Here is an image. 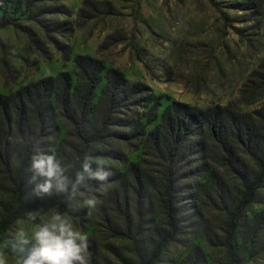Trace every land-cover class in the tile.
I'll return each instance as SVG.
<instances>
[{
  "label": "rangeland",
  "instance_id": "obj_1",
  "mask_svg": "<svg viewBox=\"0 0 264 264\" xmlns=\"http://www.w3.org/2000/svg\"><path fill=\"white\" fill-rule=\"evenodd\" d=\"M14 2L0 11V19H12L11 24L0 26V94L59 71H66L71 84L79 86L73 62L76 55L95 58L104 67L91 103L108 68L120 71L127 82L149 89L128 96L114 112L126 125L111 118L104 138L90 143L83 153L91 157L93 170L96 159H103L108 178L88 180L89 188H81L83 195L75 200L63 196L64 211L56 207L33 211L36 223L62 213L74 231L94 241L99 262L120 264L116 256L131 255V244L112 231V226H122L112 207L120 185L126 180L130 183L129 163L145 171L149 185L145 188L149 206L139 213L138 236L149 240L152 227L163 222L159 206L163 161L153 156L142 135H121L128 131L130 121H138L147 131L159 121L162 110L176 101L200 109L219 105L264 133V0H35L29 7ZM148 93L152 95L149 100ZM153 98L157 99L155 109ZM151 115L154 120L148 122ZM70 129L55 111L51 126L38 134L32 151V155L54 152L67 169L65 175L71 167L67 156L72 143H77ZM205 140L201 162L186 147L184 156L173 165L180 210L177 231L154 264H264V220L251 234L255 216L264 211V179L254 199L239 213L232 254L228 255L218 240L228 226L226 209L209 192L208 172L218 173L229 191L228 199L238 196L241 187L235 173L216 163L217 154ZM187 143L184 138L181 147ZM237 150L245 166L253 167L248 150L243 145ZM29 166L23 182L27 197H33ZM7 185L0 176L3 200L8 199ZM129 196L133 197L130 192ZM88 198L97 201L90 214L83 203ZM105 215L111 217L105 219ZM129 215L134 221V210ZM19 228L28 238L35 231L34 224L19 218L0 235V253L7 264H18L22 251L32 249L34 242L20 244L14 239Z\"/></svg>",
  "mask_w": 264,
  "mask_h": 264
},
{
  "label": "trees",
  "instance_id": "obj_2",
  "mask_svg": "<svg viewBox=\"0 0 264 264\" xmlns=\"http://www.w3.org/2000/svg\"><path fill=\"white\" fill-rule=\"evenodd\" d=\"M16 1L29 7L35 0ZM7 3L15 2L0 0V11ZM0 20V26L12 23V19ZM73 62L81 80L79 86L71 84L70 75L66 71H59L54 76L41 77L19 86L6 95L0 94V176L8 183L5 187L8 199L0 198V235L15 220L26 218V212L47 210L51 207H56L60 211L65 210L64 195H57L53 190L52 195L43 198L27 197L23 182L35 140L44 128L51 126L55 111L66 119L71 126L72 136L77 141L72 143L71 155L67 156L71 163L67 176L74 180L75 172L82 170L84 151L90 143L104 138L111 118L116 120L118 125L127 122L114 115V112L124 105L123 102L128 96L143 90L149 91L140 83L127 82L117 69L108 68L104 70L98 96L95 102L91 103L104 67L99 60L87 55H76ZM148 94L147 100L152 97L150 93ZM153 99L155 109L157 99ZM152 118L153 115L148 116V122L154 120ZM129 124L128 131H122L121 135L126 137L142 135L144 140L148 141L153 156L163 161L159 171L161 189L159 206L163 222L152 227L149 240L145 241L144 237L138 236L136 229L141 219L139 213L149 206V200L145 195V188L149 185L145 171L134 163H129L126 169L130 183L126 180L120 185L119 191L114 195L112 207L121 219L122 226H112V231L115 235L130 241L131 255L119 253L116 256L118 262L154 264L161 251L174 237L180 210L174 191L177 170L173 165L180 156H184L183 149L186 147L192 152L195 151L199 156L197 159L201 162L206 151L203 139L211 142L210 145L217 154L216 163L235 173L241 187L238 196L228 199L226 197L229 191L220 182L218 173L214 170L208 172L209 192L214 193L218 203H223L228 220V226L218 240L225 247L227 254L231 255L235 241L234 228L239 213L254 199L256 190L264 179V133H261L251 121L219 105L200 109L176 101H172L162 110L159 121L147 131L138 121H130ZM192 136H195V139H191ZM14 138L15 142L12 141ZM184 138L188 141V146L181 147ZM242 145L250 153L253 163V167L249 169L238 154L237 148ZM129 192L133 197L129 196ZM133 210L134 221L129 215ZM258 214L254 219L252 235L264 220V211ZM108 216L110 215L103 218L111 217ZM87 239L89 264H111L107 261L102 263L98 261L95 243L89 237ZM30 250L24 249L21 256H26Z\"/></svg>",
  "mask_w": 264,
  "mask_h": 264
},
{
  "label": "clouds",
  "instance_id": "obj_3",
  "mask_svg": "<svg viewBox=\"0 0 264 264\" xmlns=\"http://www.w3.org/2000/svg\"><path fill=\"white\" fill-rule=\"evenodd\" d=\"M91 157L85 155L81 168L75 172V179L65 175L67 169L62 166L54 154L37 152L32 155L29 171L33 173L30 183L34 185L32 195L43 198L52 195H64L66 200H75L83 195L81 188L88 189V180L105 181L109 173L105 170V161L97 158L93 170ZM41 178H43L41 180ZM90 190V189H89ZM89 214L96 207V199L83 201ZM26 220L34 224L35 231L31 238L22 228L16 230L14 239L20 244L34 242L26 256L18 258V264H89L88 239L73 229V225L60 212H55L47 221H37L35 212H26ZM6 247V245H3ZM0 264H7L4 254L0 253Z\"/></svg>",
  "mask_w": 264,
  "mask_h": 264
}]
</instances>
